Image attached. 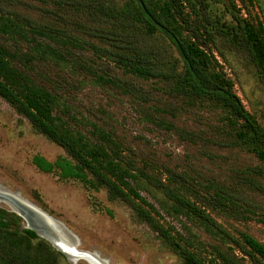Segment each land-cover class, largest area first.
I'll return each instance as SVG.
<instances>
[{"label": "rangeland", "instance_id": "rangeland-1", "mask_svg": "<svg viewBox=\"0 0 264 264\" xmlns=\"http://www.w3.org/2000/svg\"><path fill=\"white\" fill-rule=\"evenodd\" d=\"M1 1L11 13L53 26L96 48H109L87 35L86 28L93 24L73 10L41 0ZM212 6L211 16L218 26L229 19V25L246 19L264 32V0H214ZM54 10L59 15L50 18L49 13ZM184 14L186 17L187 10ZM234 40L228 46L218 43L224 59L215 48H207L217 62V71L231 81L245 111L264 130V79L241 38ZM90 45L73 49V56L67 58L72 63L65 67L47 61L36 64L29 73L58 96L62 107L57 114L86 135L92 124L101 126L121 143L123 157L134 160L135 168L156 180L154 184L180 188L183 196L205 208L231 238L241 242L245 234L264 245V162L237 142L235 129L224 119L226 115L207 102L188 105L175 99L157 81L125 75L107 53H97ZM172 54L181 70L183 62L174 47ZM99 75L127 84V90L97 82ZM63 107L67 108L66 113H62ZM35 158L50 166V170L39 168ZM67 165L78 170L79 177L62 176ZM220 191L230 200L217 198ZM0 192L37 207L56 223L70 243L102 264H180L178 256L136 218L130 207L109 197L89 174L77 169L61 147L36 133L1 98ZM137 193L153 207L151 214L160 224L174 235L191 237L195 245L201 243L203 254L212 246L222 251L226 246L234 247L221 245L184 217L167 213L163 206L169 203L154 185H140ZM0 211L16 215L4 202H0ZM16 227L26 228L20 217ZM234 254L242 256L235 248ZM64 257L61 264H89ZM244 263L250 264L247 257Z\"/></svg>", "mask_w": 264, "mask_h": 264}, {"label": "trees", "instance_id": "trees-1", "mask_svg": "<svg viewBox=\"0 0 264 264\" xmlns=\"http://www.w3.org/2000/svg\"><path fill=\"white\" fill-rule=\"evenodd\" d=\"M41 1L83 16L93 24L86 28L87 35L109 48H96L62 34L53 26L37 24L11 13L0 0V98L24 117L36 133L61 147L76 163L77 169L89 174L109 197L130 207L136 218L157 233L178 256L180 264H245L244 257L250 264H264V245L245 234L241 236V242L231 238L205 208L183 196L180 188L172 189L161 182L154 184L156 180L135 168L134 160L123 157L121 143L101 126L92 124L88 135L73 128L68 120L57 114L62 107L58 96L29 74L36 64L47 61L65 67L72 63L69 59L73 49L90 45L97 53H107L125 75L162 83L167 87L166 92L188 105L207 102L220 109L226 115L227 124L235 129L237 142L264 162V130L245 111L233 92L231 81L217 71V62L207 48H215L217 55L224 59V54L217 48L218 43L233 45L239 36L264 79L262 28L253 26L246 19H237L234 25H229V19L223 26H218L211 16L214 0ZM225 13L228 16V9ZM58 15L54 10L48 16L56 18ZM173 47L183 62L181 70L172 54ZM96 81L125 90L128 87L101 75ZM67 111L63 107L62 113ZM148 120L154 121L151 117ZM34 161L39 168L50 170V166L40 159ZM62 176L79 177V172L67 165ZM149 184L163 192L169 203L163 206L167 213L184 217L221 245L234 247L226 246L222 251L218 246H212L209 252H204L207 254H203L201 243L195 245L191 237L186 239L172 234L154 218L153 207L137 193L140 185ZM216 197L230 200L222 191ZM18 218L0 211V264H61L65 261L63 254L34 232L26 228L17 230ZM234 248L241 257L234 254Z\"/></svg>", "mask_w": 264, "mask_h": 264}, {"label": "water", "instance_id": "water-1", "mask_svg": "<svg viewBox=\"0 0 264 264\" xmlns=\"http://www.w3.org/2000/svg\"><path fill=\"white\" fill-rule=\"evenodd\" d=\"M0 202L9 204L13 212L23 220L26 229L49 242L64 256L71 260L82 259L89 264H102L91 254L78 250L76 244L70 243L62 235L56 223L34 205L5 192H0Z\"/></svg>", "mask_w": 264, "mask_h": 264}]
</instances>
